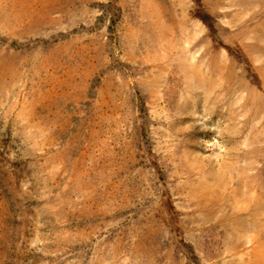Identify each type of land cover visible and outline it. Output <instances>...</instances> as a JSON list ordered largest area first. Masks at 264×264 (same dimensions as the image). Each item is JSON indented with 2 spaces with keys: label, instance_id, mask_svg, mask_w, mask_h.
Masks as SVG:
<instances>
[{
  "label": "rangeland",
  "instance_id": "obj_1",
  "mask_svg": "<svg viewBox=\"0 0 264 264\" xmlns=\"http://www.w3.org/2000/svg\"><path fill=\"white\" fill-rule=\"evenodd\" d=\"M0 264H264V0H0Z\"/></svg>",
  "mask_w": 264,
  "mask_h": 264
}]
</instances>
